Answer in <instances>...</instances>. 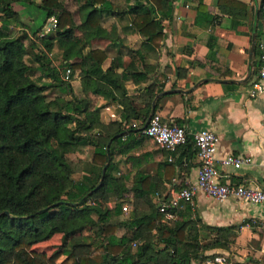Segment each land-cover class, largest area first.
Returning a JSON list of instances; mask_svg holds the SVG:
<instances>
[{
  "label": "trees",
  "instance_id": "16d2710c",
  "mask_svg": "<svg viewBox=\"0 0 264 264\" xmlns=\"http://www.w3.org/2000/svg\"><path fill=\"white\" fill-rule=\"evenodd\" d=\"M17 1L36 6L45 16L31 33L37 42L32 41L30 47L38 49L28 61L24 42L31 36L25 31L15 36L4 33L12 24L23 26ZM58 1L0 0V264H194L213 257L204 251L226 248L228 233L206 227L216 234L202 244L203 225L189 203L174 210L176 218L171 220L152 201L157 191L162 192L159 174L137 170L128 189L114 161L115 154L127 153L140 143L131 123L137 120V127H142L151 113L150 101L142 109L134 106L125 82L130 79L138 84L148 79L154 67L148 60L158 56L166 35L163 21L172 15L173 0H75L80 17L77 25L69 9L54 10ZM223 1L235 9L245 7L237 0ZM196 10V24L213 22L201 1ZM51 17L56 19L54 32L42 34ZM107 17L115 21L104 27ZM117 24L130 25L145 37L138 49L129 52L128 66L121 72L115 61L103 67L105 50H85L94 39L120 40ZM75 29L82 38L75 35ZM55 46L61 51L59 65L48 54ZM261 63V51L255 44L253 65L259 69ZM67 69L70 76L79 70L84 94L92 91L119 104L120 119L106 123L97 110L89 109L87 99L75 95L71 82L63 78ZM151 87H147L150 99ZM87 147H92L90 160L82 162L86 167L74 178L67 155ZM194 151L190 147L183 154L189 159ZM174 165L168 164L167 178L174 174ZM167 199L166 195L161 200ZM124 200L133 206L126 218L122 217ZM109 201L114 202L112 207ZM85 209H91L95 217L82 216ZM69 220L77 224L68 228ZM46 225L51 233L61 234L63 241L49 257L31 248L29 237ZM120 228L124 232L118 235ZM86 229L93 239L82 234ZM94 245L92 253L89 247Z\"/></svg>",
  "mask_w": 264,
  "mask_h": 264
},
{
  "label": "crops",
  "instance_id": "0c3cea01",
  "mask_svg": "<svg viewBox=\"0 0 264 264\" xmlns=\"http://www.w3.org/2000/svg\"><path fill=\"white\" fill-rule=\"evenodd\" d=\"M31 1L38 4L41 0ZM60 1L54 6L55 11L62 10ZM200 1L206 6L208 17L213 18L211 24L194 22ZM237 1L245 7L235 9L223 0L220 5L218 0H173L172 15L163 21L166 35L158 48V56L148 60L154 66L153 70L144 82L135 84L127 80L125 89L137 109L144 108L150 101V114L156 113L164 121L183 124L189 132H215L219 137L217 158L227 154L251 158L250 163L238 169L217 164L225 175L223 179L234 184L264 188V91L252 94L251 84L258 70L253 65L255 44L259 48L264 35V18L260 11L263 0ZM16 5L19 6L20 19L29 32L41 26L45 18L43 11L24 1H17ZM36 11H40L41 19L34 23ZM177 14L181 15L180 19L176 18ZM108 19L115 21L114 17L103 18L104 27L110 25L105 21ZM79 22L74 21L76 25ZM117 30L120 40L94 39L87 43L85 50H105L107 58L103 67L115 61L119 64L117 71L121 72L128 66L129 52L138 49L145 37L130 25L117 24ZM75 35L82 38L78 29H75ZM253 36L254 51L251 56ZM69 74L68 81L73 85L74 94L83 95L89 109L97 110L102 121L107 123L120 119L122 107L119 104L92 91L84 94L79 70H75L73 76ZM149 85H152L151 99ZM137 123L139 121L136 120L131 124L137 128L135 136L140 143L127 153L114 155L117 170L124 174L125 186L131 189L132 177L137 170L159 174L162 192L157 191L152 196V201L158 202L166 195L169 198L172 190L195 183L199 166L195 153L187 159L183 154L186 149H179L172 155L160 150L139 132ZM169 163L175 164V172L167 178L170 173L167 170H171ZM128 195L131 197L130 191ZM190 205L212 238L216 232L206 227L220 229L230 236L226 248L205 250L204 255L215 254L207 259L223 257L222 264H264V203H250L236 198L218 201L199 191ZM47 231L51 233L48 226ZM194 264L206 263L196 260Z\"/></svg>",
  "mask_w": 264,
  "mask_h": 264
},
{
  "label": "built area",
  "instance_id": "2783aa9c",
  "mask_svg": "<svg viewBox=\"0 0 264 264\" xmlns=\"http://www.w3.org/2000/svg\"><path fill=\"white\" fill-rule=\"evenodd\" d=\"M188 7V5H185ZM260 11L264 18V0L260 4ZM177 19L181 15L177 14ZM42 29V34H47L56 25L54 17L49 18ZM45 28V30H44ZM262 63L257 70L255 81L252 85V94L264 91V35L259 42ZM70 70H66L65 80H68ZM141 134L151 140L160 150L170 155L177 153L179 149L192 148L199 161L196 182L171 191L167 200L158 201V210L166 219H175L178 208L183 203L191 204L196 194L201 191L215 200L223 201L228 198H236L250 203H264V188L249 186L243 183L234 184L225 181L224 173L220 172L218 165L223 167L232 166L236 169L243 164L251 162L249 157H238L227 154L221 158L216 157L219 137L215 132L199 130L189 132L185 125L174 121H164L160 115L154 113L147 119V123L140 130ZM171 160V158H169ZM126 210V207H122ZM223 257L206 259V264H222Z\"/></svg>",
  "mask_w": 264,
  "mask_h": 264
},
{
  "label": "rangeland",
  "instance_id": "374dc122",
  "mask_svg": "<svg viewBox=\"0 0 264 264\" xmlns=\"http://www.w3.org/2000/svg\"><path fill=\"white\" fill-rule=\"evenodd\" d=\"M60 2L62 3V9H64V8L69 9L73 14V19H74L75 23H78L79 22V9H78L79 6H78L77 2L75 0H62ZM19 18H20V16H19ZM40 19H41V13H40V11H36L34 13V16H33L34 23L38 22ZM49 20H51V19H49ZM20 21H21V19H20ZM105 21L107 24H111L112 19H108ZM22 24H23V26L18 25V24H12L9 27V30L4 31V33L9 35V36H15V35L20 34L22 31H25L29 36H31V32H29V29L26 26V24L24 22H22ZM42 29H43V27H42ZM44 30H45V28H44ZM53 32H54V29H51L48 33L51 34ZM31 38H32V36L29 37V39L25 40V42H24L25 45L27 46V54L24 56V59H26V61H28L29 58L31 57V54L36 52V50L38 49L36 47H33V48L30 47V43L32 41L37 42V40L34 37L32 39ZM40 47H42V46H40ZM48 54L51 57L54 65L60 64V62H61V51L59 48H57L56 46L53 47V49L50 52H48ZM65 75H66V73H62L63 78L65 77ZM44 81H49V79L45 78ZM77 92L80 93L79 90H77ZM53 95L54 94H51V93L49 94V96H53ZM43 130H48V129L44 128ZM91 152H92V148H84L83 150H78L74 153H70L67 155V157L72 161L73 166H74V175H73L74 178H79L81 176V172H82L81 169L86 167L82 162L88 161L90 159ZM115 172H117V170H115ZM117 173H118V176L121 178L122 182L125 183L124 178H123L124 174H121L120 170ZM184 204L185 203H183L182 206ZM113 205H114V202L109 201L108 206L112 207ZM122 207H126V210L122 209V217L126 218L130 215V213L133 209V206L130 202H128L127 200H124V201H122ZM89 215L93 218L95 217L94 213L91 209H85L82 212V216H89ZM74 224L75 225L77 224V220L69 221L67 226H68V228H72V226H75ZM200 229H201V241L203 244L206 241L210 240L212 237L209 235V233L207 231H205V229L203 227H201ZM123 231L118 229V234H121ZM12 232L14 235H18V232L16 230L12 229ZM82 234L85 236L90 235L91 239H93V237H94L92 235V232L87 230V229L83 230ZM29 237H30V241H31L30 247L34 248L39 253H43L47 257L51 256L54 252L58 251L59 247L62 246V244H63V241L61 240V234L49 233L47 231V226H45L44 230H42L39 234H37L35 236L29 235ZM94 247H95V245L89 247V249L92 250V253L94 251L93 250ZM132 247L133 248L136 247L135 243H132ZM63 258H64V256H61L56 261V263H59ZM202 261H204V260H202Z\"/></svg>",
  "mask_w": 264,
  "mask_h": 264
},
{
  "label": "water",
  "instance_id": "95a60500",
  "mask_svg": "<svg viewBox=\"0 0 264 264\" xmlns=\"http://www.w3.org/2000/svg\"><path fill=\"white\" fill-rule=\"evenodd\" d=\"M252 39H253V42H252V46H251V49H250L251 56H252L253 51H254V40H255V36H253ZM250 69H251V60H250V62H249V71H250ZM254 81H255V78L251 81V84H253ZM179 91H181V90H179ZM152 110H154V105L152 106ZM150 116H151V114L149 115V117H150ZM149 117H148V118H149ZM146 123H147V121H146ZM146 123L144 124V126L146 125ZM142 127H143V126H142ZM142 127H140L139 130H141ZM104 173H105V167L102 168V177L104 176Z\"/></svg>",
  "mask_w": 264,
  "mask_h": 264
}]
</instances>
